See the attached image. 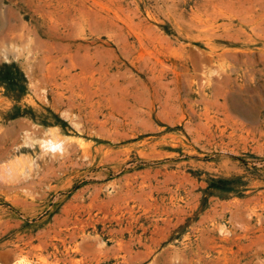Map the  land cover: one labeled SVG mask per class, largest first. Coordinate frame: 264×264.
<instances>
[{"label":"rangeland","instance_id":"obj_1","mask_svg":"<svg viewBox=\"0 0 264 264\" xmlns=\"http://www.w3.org/2000/svg\"><path fill=\"white\" fill-rule=\"evenodd\" d=\"M0 264H264V0H0Z\"/></svg>","mask_w":264,"mask_h":264},{"label":"trees","instance_id":"obj_2","mask_svg":"<svg viewBox=\"0 0 264 264\" xmlns=\"http://www.w3.org/2000/svg\"><path fill=\"white\" fill-rule=\"evenodd\" d=\"M19 73L21 74V72L17 69L15 70L14 67L4 64L0 67V83L9 88L11 85H14L13 83L15 81H17L15 75Z\"/></svg>","mask_w":264,"mask_h":264}]
</instances>
